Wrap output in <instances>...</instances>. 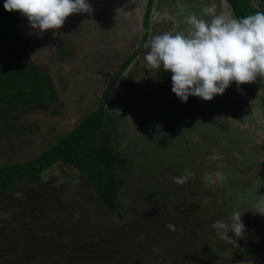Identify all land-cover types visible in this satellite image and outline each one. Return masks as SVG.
Here are the masks:
<instances>
[{
	"label": "rangeland",
	"instance_id": "1",
	"mask_svg": "<svg viewBox=\"0 0 264 264\" xmlns=\"http://www.w3.org/2000/svg\"><path fill=\"white\" fill-rule=\"evenodd\" d=\"M261 1L252 0L249 3L246 0V3L251 4L253 13L260 11L258 9H261L262 4L257 3ZM243 2L245 3V0ZM222 3H226V1L222 0ZM200 6H203V8H200ZM221 8L220 0H156L151 15L150 36L147 42L149 43L151 37L164 32L175 33L181 31L186 34L189 27L185 23L186 18L190 15L202 18L200 12L205 9L210 10L207 15L211 13L215 15L223 14L228 17L227 11H220ZM211 17L210 15V18L205 20L210 21ZM143 55L144 52L139 55L127 73L124 74L121 84L117 86L116 92L108 104V109L113 107L112 104L116 108L119 107L115 117L116 128L108 129V132H112L110 141H114L115 149L128 158L126 159L127 166L130 167L132 165L131 159L133 158V165L137 168L136 176L134 174L125 176L127 182L120 187L121 192L118 193L119 201H123L126 196L125 206L129 209L134 208L138 200L142 203L143 201L139 197L144 196L145 191L150 189L154 188L163 195L167 194L168 197L173 193L170 201L178 208L180 214L175 213L176 208L170 202H166L163 197H160L156 204L150 205L147 203L145 207L161 214L163 222L170 227V232H179V230H171L175 224L180 227L182 234L178 236L182 238L179 243H188L186 248L184 247L181 250L182 253L189 249L190 253H200L202 258L206 256V260L214 259L218 261L220 256H223V258H226L224 261H227L229 254H222L225 251L219 252L217 250L218 243L216 241L220 240V238L216 235L217 230L213 228V225L218 221L213 220H227L234 212H240L242 213V222L247 227H245L242 238L237 239L233 233H229L233 240L236 241L232 253L234 256H238L237 261L243 258H264V235H252L257 234L256 224L264 226V216L256 213L251 203L252 201L256 203L260 198H264V173L260 175L258 170L254 172L247 171L250 168L245 165L244 169L235 171L231 177L229 165L225 166L227 157L224 154V152H229L233 162L237 164H249V161H251V166L253 167L255 161L253 162L252 160H254V157H264V121H262V127L256 136H252L250 131L244 130L239 124L241 123L242 125L245 119L240 122L242 116L240 117L232 107L237 99L231 96L228 91H225L223 95L215 96L208 102L190 96L187 103H182L171 91V73L162 70L158 72L146 68L142 60ZM95 68L94 72L97 71V67ZM90 69H93V67H89ZM141 80L143 83L140 82ZM254 85L260 88H255L253 91L252 87ZM1 87V92L5 96L15 92V89L8 84L1 83ZM229 87H232L233 90L237 89L235 83ZM133 89L137 91L136 94H131L127 99L123 100L122 98L127 97L129 91ZM242 90L253 92L257 103L263 102L264 84L260 82V78H257L255 83L241 85L239 93ZM88 91L90 92V98H85V96L80 95V92L73 101L90 105L97 97H92L94 95L91 87ZM44 96L46 98L44 101L45 105L56 103L54 100L56 95L52 89L45 91ZM49 98L52 100L50 101ZM248 100L250 99L248 98ZM35 101L32 98V102H29L26 108L9 107L5 109L7 122L0 128V165L13 164L17 163V161L22 162L26 158L37 156V153H34L29 157H23L22 152L18 155L19 145L22 143L24 135L30 137L33 133L38 139L45 137V141L43 140L45 150L66 134L62 128L52 129L46 127L47 124H44V122H39L40 124H34L33 126L29 125V127L25 125L26 130H28L26 133L19 131L18 128L12 130V127H9V123L14 121L15 115L19 116L17 124L21 122L26 124V120H29L28 117L33 112L38 115V111H33V107H30ZM227 101H230L231 104ZM117 102H122V106L120 107ZM95 109L97 107L93 110ZM239 109L238 107L237 111ZM62 110L61 106H56L53 114H60ZM39 113L41 114L40 117L45 116L42 112ZM251 113H255V118H259L256 110H252ZM78 114L76 112L70 114L69 117H62V123H64V126L66 125L65 129L67 131L72 129L70 124H73L72 122H74ZM226 114H230V116L225 117ZM24 117L25 119H22ZM158 120L161 122L157 124ZM166 123H169L170 127L167 131L161 127ZM156 124L161 129L156 127ZM46 129H49V131L46 132ZM164 136L171 138V140H169L167 146H160L158 144L159 139ZM194 136H196L194 139L196 144L191 147L183 144L186 137ZM7 137H10V139ZM40 141L42 142V140ZM255 163L257 164V162ZM260 167L264 171V163ZM81 175L84 174L75 168L65 167L63 170V167H53L41 174L39 179L33 181L32 184L26 183L22 185L23 189L16 190L0 198L1 228L4 229L6 223H14V227L11 229L23 226L21 228H26L25 238L27 239L17 237L16 232L13 234L9 230H6V232L1 230L0 248L3 251L5 249L4 253L0 255L2 264H13L14 260H16V264H41L39 257H43L46 253H36L34 255L33 253H28V251L34 250V247L39 249L38 247L42 243L48 246L47 253L55 256L57 263L59 260L64 259L67 263V260H74L76 264H86L88 261L90 264H103V257L106 254L108 255L110 251L107 252L106 249L103 250L90 245V220L87 221V226L83 222V220L87 219L76 215V211L73 208L74 203L66 202L64 205H59L60 212L64 216L57 212L55 217H48L45 226L40 228L35 219L30 221V224H27L29 218H32L30 217V212L33 213L34 210L18 202L19 199H22L24 190L35 187L46 189L49 184L59 188V191H65L64 194H66L67 190H71L70 186L79 185L81 187L83 185L81 177L84 176ZM174 177H187V180L183 184H177L174 181L170 182L169 178ZM194 177L205 185V189L199 191V197L205 195L211 198L213 193L216 197V204L211 205V208L207 209L205 206L203 212L201 210L203 206L201 200L200 203L197 200L193 203V195L196 192L188 185V181L193 180L196 182L197 188L201 186ZM170 184H173V186ZM29 185L31 186L28 187ZM66 186L69 188L67 189ZM211 186H214L212 189L213 193H210L209 187ZM156 187H160V189ZM217 188L220 189L217 190ZM74 190L80 192L79 187ZM129 191L131 192L128 193ZM28 199H31V196ZM82 199L85 203L88 201L85 197ZM132 199L134 201H131ZM49 200L53 201L50 198ZM249 201L251 202L248 204ZM245 203L248 205L244 208L242 204ZM203 204L205 203L203 202ZM191 206L194 208L190 209ZM221 206H227V208ZM220 208L224 209L225 215L218 213ZM102 211H105L103 214L108 215V211ZM211 211H214V214H211ZM12 217L18 221H20L19 219L23 221L15 225L17 221L10 219ZM205 220L206 223L202 227L197 225V223L205 222ZM127 221L135 222V220L132 221L130 219ZM57 222L66 228V235L56 233L58 229L55 228L54 223ZM61 232L63 231L61 230ZM99 234L101 232L95 233L93 238L95 239ZM150 238L153 239L151 235ZM22 239L27 241V243H24ZM97 239L102 241V237ZM29 241L31 242L30 244L28 243ZM176 241L177 239L172 242L171 249L170 240L165 238L160 244L153 247L150 252L144 250L142 253L148 254V256H151L149 253H153L157 257L164 256L165 253L171 250L175 251L177 248L175 245ZM123 243L128 247L127 241H123ZM116 245L118 246V244ZM24 246L27 248V253H15L16 251H23L25 249ZM112 248L115 251L116 247L113 246ZM202 258L199 260L201 261ZM169 261L174 262L175 258H170Z\"/></svg>",
	"mask_w": 264,
	"mask_h": 264
},
{
	"label": "flooded vegetation",
	"instance_id": "2",
	"mask_svg": "<svg viewBox=\"0 0 264 264\" xmlns=\"http://www.w3.org/2000/svg\"><path fill=\"white\" fill-rule=\"evenodd\" d=\"M90 1H94V0H87L88 3H90ZM97 1L98 0L94 2ZM0 2L2 3V5H4L5 0L3 1L0 0ZM148 4H149V0H104L103 5L99 11L91 6L93 9L91 14H74L71 17H69L66 20L64 27L58 30V34L54 35V32L52 30H49L43 35V37H39L36 34H30L28 38H25V36L20 35V33L19 34L15 33L14 35L15 42L20 43L19 45L20 48L18 46L15 47L16 48L15 55L23 56L22 58L24 60L25 59L27 60L31 68H35L41 72H45L47 76V83L50 85L52 91L55 92L56 95V99H54L56 103L55 102L51 103L48 106L43 104L42 107L41 106L35 107L34 111H38V115L32 111L33 113L30 114L28 117L32 123L37 125L39 122L42 123L44 122V124H47L46 127L52 129L62 128L64 133H66L68 131L65 129L66 125L64 126V123H62L63 116H65L66 118L69 117L70 114L76 112L79 113L78 116L75 117L74 122H72L73 124H70V127H72L73 129L78 123L79 119H81L83 116L88 114L90 111L91 112L95 111L96 109L93 110L94 108L96 107L98 108L100 104V100L104 95V92L107 90L114 75L121 69L124 62L127 61L129 58H131L133 54L139 50V53L134 60L135 62L136 59L139 57V55L146 51V46L148 45L147 41L150 36V31L148 38L144 44L142 40L145 33V22L147 19ZM200 8H203V6H200ZM200 14L202 15V19L210 18V15H206L203 11L200 12ZM16 17L20 24V28L23 29L24 32L28 31L32 33V30L28 26L27 19L23 18L19 13H17ZM149 21L151 27V16L149 17ZM26 40H28L27 45H30V42L32 40L34 41V45L32 46V48L35 49L32 52L30 51L26 53L23 45V43L26 42ZM134 62L131 64V66L134 64ZM131 66H129V68ZM89 67H93V69L89 70ZM95 67H97V71L94 72ZM129 68H127V70H125L123 74H121L119 81L116 82L114 93L116 92L117 86L121 84L122 81L121 79L124 77V74L127 73ZM140 82H142V80ZM90 87L93 89L92 94L94 96L92 97H97L95 101L91 102L90 105H85L83 103L80 104L73 101L76 98V96L80 94V92H81L80 95L85 96V98H90V92L88 91L90 90ZM255 88H260V87L254 85L252 87V90L254 91ZM225 91L230 92L231 96L236 97L237 99V101L233 103L232 107L236 110V113L240 117L242 116V120L240 122H242L245 119L242 125L241 123L239 125L243 127L244 130L250 131L252 136H256V134L259 133L260 128L262 127V121H264V97H262L263 102L259 104L256 101L255 94H253V92L251 91L248 92V90H242L239 93L238 89L233 90L232 87H229ZM136 92L137 91L133 89L132 91H129L127 97L122 99L123 100L127 99L131 94L135 95ZM250 94H252L251 99L249 96ZM112 97L110 99H112ZM248 98L250 100H248ZM49 99L50 101L52 100L51 98ZM110 99L106 102L107 114H109L111 118L108 119L109 122L105 125L106 126L105 136L107 138L106 139L107 142L112 143L114 147H116L114 141L113 142L110 141L112 139L111 136L112 132H108V129L113 127L116 128L115 117H116L117 109L119 107L116 108V106L112 104L113 107L108 109V104L110 102ZM227 102L230 103V101ZM117 103L119 104V106L123 104L122 102H117ZM56 106L62 107L63 109L62 113L57 115L53 114L54 108ZM238 107L240 108L239 111H237ZM252 110L257 111V117L259 118H255V113H251ZM39 112H42L45 116L47 115L48 117L47 116L40 117L41 114ZM229 116L230 114L225 115V117H229ZM23 119H25V117ZM159 122L161 121L158 120L157 124ZM157 124L156 127L159 126ZM166 127L167 128L163 130L167 131L170 129L169 125H167ZM45 131L48 132L49 129H46ZM40 138L41 139H38L37 136L33 134L30 137L24 135V137L22 138V141L24 142L20 144L23 145L24 147V150L21 153L23 157H29L34 153L39 154L42 150H44L45 137L44 138L40 137ZM161 138L162 137H160V139ZM186 139H190V143H187L186 146L191 147L194 144H196L194 140L195 136L190 138L186 137ZM40 140H42V142ZM19 154L20 151L18 152V155ZM224 154L225 157H227L225 166L229 165L228 168H229L230 176L235 171H238L239 169H244L245 165L247 168H250V170L247 171L254 172L258 170V174L260 175L261 173H264L263 168L260 167L261 164L264 163L263 156L254 157V160L252 161L257 162V164L254 162V165L252 167L251 161H249V164H241V163L237 164L233 162L229 152H224ZM22 156L20 155V157ZM125 158L128 159L127 157ZM131 160H132L131 162L133 163V158ZM59 167H63V170L65 168L64 166H60V165ZM136 172H137V168L136 166H134L132 174H119L117 176L118 181L120 182L118 191L120 187L124 183H126V180L124 179L125 176L133 175V174L136 176ZM81 178H82L83 186L86 187V190H88L89 192H90V188L95 190L92 186H90V184H88V182L86 181V177H81ZM78 186L79 185L76 186L72 185L74 189ZM219 189L217 188V190ZM118 191H117V198L118 200H120ZM253 192L255 191L253 190ZM20 201L22 202V199ZM236 201L238 200L236 199ZM250 202L251 201H249L248 204ZM251 203L252 206L254 207L255 205L254 201H252ZM21 204L25 205L23 202ZM215 204H216V200L215 202H213V205ZM248 204L246 203L242 204V207L245 208ZM224 208H227V206H225ZM221 210L223 211L221 212ZM213 212L214 211H211V214H214ZM218 213L225 215L224 209L221 208ZM10 219H14V218L12 217ZM15 220L17 221L15 225H17L20 221H23L21 219H19L20 221H18L17 219ZM33 220L34 218L32 216V218H29L27 224H30V221ZM13 224L6 223L4 229L1 228L0 225V231L4 230V232H6V230H9L13 234L16 232L17 237L19 238L23 237L24 239H26L25 238L26 228L25 229L21 228L23 227L21 226V227H15V229H11L12 227H14ZM90 227L94 228L95 229L94 231L102 230V227H99L97 225H90ZM24 239H22L24 243H27V241H25ZM28 243H30V241ZM40 248L36 249L34 247V250H29L28 253H33L34 255H36V253H46V255H51L47 253V250H45L46 248H42V247ZM26 249L27 248L25 247L23 251L21 252L16 251L15 253H27ZM4 251L3 249L0 248V255H2ZM1 262L2 261L0 260V264H2ZM13 264H16V260H14Z\"/></svg>",
	"mask_w": 264,
	"mask_h": 264
},
{
	"label": "clouds",
	"instance_id": "3",
	"mask_svg": "<svg viewBox=\"0 0 264 264\" xmlns=\"http://www.w3.org/2000/svg\"><path fill=\"white\" fill-rule=\"evenodd\" d=\"M3 7L26 18L30 34L39 37L49 30L58 34L72 15L93 11L87 0H5ZM209 11L205 9V14ZM185 23L186 34L164 32L151 37L142 58L146 68L171 73V91L182 103L190 96L211 101L233 83L238 90L257 78L264 84V12L240 19L213 14L210 21L190 15ZM173 180L183 184L187 177ZM254 208L264 216V198ZM241 217L242 213L234 212L227 220H218L213 225L216 235L227 242H234L230 232L242 238Z\"/></svg>",
	"mask_w": 264,
	"mask_h": 264
},
{
	"label": "trees",
	"instance_id": "4",
	"mask_svg": "<svg viewBox=\"0 0 264 264\" xmlns=\"http://www.w3.org/2000/svg\"><path fill=\"white\" fill-rule=\"evenodd\" d=\"M225 1L230 7L231 18L240 19L256 13H252L251 4L246 3V0L245 3L243 0ZM248 1L251 3L252 0ZM263 3L264 0L257 3L262 4L258 12H264ZM155 4L156 0H149L143 44L149 35V17ZM0 5L3 6L2 3ZM16 16V12L9 13L4 10V7L0 8V128L7 122L6 108H26L33 98L36 101L30 107H33L32 110L34 111L35 107H42L44 104L46 99L44 92L52 89L47 83L45 72L31 68L27 60L22 58L23 56L15 55V47L20 48V43L15 42V33H20L25 38L30 36V32H24L20 28ZM27 43L28 40L23 43L26 53L33 49L28 47ZM138 53L139 50L125 61L121 69L114 75L100 100L98 108L79 119L71 131L66 132L61 139L35 157L22 162L0 165V198L23 189L22 185L32 184L33 181L38 180L41 174L60 165L75 168L82 172L86 176L88 184L99 194L107 209L114 211L118 208L117 191L120 182L117 176L119 174H132L134 166L132 163L128 167L123 153L115 149L114 145L106 140L105 125L111 118L107 114L106 102L113 96L116 82L119 81L121 74L131 66ZM1 83L12 86L15 89L14 94L5 96L1 92ZM18 117L15 115L14 121L9 123V127H12V130L18 128L19 131L26 133L28 130H26L25 125L29 127V125L33 126L34 123L29 119L26 120V124L25 122L17 124L19 122ZM7 138L10 139V137ZM159 142L166 146L168 138L164 136ZM22 147L23 145H20V152L24 150ZM18 202L21 203L19 200ZM40 213L42 215L41 210Z\"/></svg>",
	"mask_w": 264,
	"mask_h": 264
},
{
	"label": "crops",
	"instance_id": "5",
	"mask_svg": "<svg viewBox=\"0 0 264 264\" xmlns=\"http://www.w3.org/2000/svg\"><path fill=\"white\" fill-rule=\"evenodd\" d=\"M220 4L222 7L220 11H223L224 8V11L225 12L227 11L228 17L231 18V11L227 2L222 3V0H220ZM204 11L205 10H203V12ZM210 15L213 14L211 13ZM34 49H32V51ZM249 96L251 99L252 94H250ZM167 125H169V123H166L164 126L162 125L163 126L162 129H166ZM158 128L161 127L158 126ZM169 140H171V138L170 139L168 138V142L166 146L169 144ZM187 143H190V139L185 138L183 144H185L186 146ZM158 144L160 146H163L162 143L160 142ZM83 176L86 177L85 175ZM169 180L170 182L174 181L173 178H169ZM196 181L198 184H201L199 188L196 187V182L193 180L188 181V185H190L191 186L190 188H192L196 192V194L193 195V203L196 202V200L200 203L201 200L203 205L201 210L203 212L205 210L204 209L205 206L206 209L211 208V205H213V202H215L216 200V197L214 196V193L212 191L214 186L209 187L210 193L211 192L213 193V196L211 198L206 197L205 195L199 197L198 193L199 191H203L205 189L204 188L205 185L202 182H200L198 179ZM170 185L173 186V184ZM66 187L67 189L69 188L68 186ZM70 187L71 190H67L66 194H64L65 191H59V188L51 186V184H49L46 189H42V188L40 189L39 187H35L32 189L24 190L22 196V202L26 205V207H30L34 211H36L35 213L30 212V215L31 217L33 215V218L35 219L38 227L40 228L45 226V222L47 221L48 217H53V216L55 217L57 212H59L61 216H64L63 213L60 212L61 209L59 205H64V203L66 202L74 203L73 208L76 211V215L78 217H85L87 220H83V222L87 226H88L87 221L90 220L89 221L90 225H97L99 227H102L101 231H94L95 229L90 227L89 237H90V245H92V247H97L100 249L102 248L103 250L106 249L107 252L109 251L111 252V253L109 252L108 255L106 254L103 257L102 259L103 264H264V258H258V257L252 259L243 258L237 261L236 259H238V256L237 255L234 256V254L232 253L236 241L227 242L222 239L216 241L218 243L217 250L219 252L225 251V253L222 254H229L227 261H224L226 258H223V256H220L218 261L214 259L206 260V256L202 258L200 253H190L189 249L183 251L186 253H182L181 250L184 247L186 248L188 243H179V241L182 238L178 236L179 234L180 235L182 234L180 227H177L175 224L174 227L171 228L172 231L179 230L180 233L170 232V227L163 222V218L161 214L155 213L153 209H148L145 207V204L147 203L150 205L156 204V202L160 197H163L166 202H170V204L173 207H175L173 202L170 201V197L173 196V193L170 195V197H168L167 194L163 195L154 188L150 189L148 191H145L144 196L139 197V199L143 201L142 203H140L138 200L137 205L134 208H129V209L127 206H125V202H126V196H125L123 200L124 202L120 201L118 208L114 211H111L107 209L106 205L102 202L99 194L95 192V190L90 188V192H89L88 190H86V187L82 185L81 187L78 186L80 192H76L72 186ZM156 188L160 189V187H156ZM118 192L119 193L121 192V188L119 189ZM130 192L131 191H129L128 193ZM29 196H31V199H28ZM84 197L87 198L88 200L86 201V203L82 199ZM49 198L52 199L53 201L49 200ZM131 201L134 200L132 199ZM203 202L206 205L203 204ZM175 208H176L175 213L180 214L178 208L177 207ZM191 208L193 209L194 207L191 206L190 209ZM40 210L42 211V215L40 213ZM102 210L108 211V215L103 214L105 211ZM34 214L36 215L35 217ZM128 219L132 221L135 220V222H129L127 221ZM213 221H218V220H213ZM126 223H128V225H126ZM205 223L206 220L205 222L197 223V225L202 227L203 225H205ZM54 226L56 229H58L56 230L57 234H65V235L67 234L66 228L62 227L61 224H59L58 222L54 223ZM256 226H257L256 227L257 234H252V235H258V236L264 235V226L262 227L259 226L258 224H256ZM195 227L194 229H196ZM61 230L63 232H61ZM99 232H101V234L97 235L96 238L94 239L93 238L94 234ZM150 235L153 237V239L150 238ZM48 237L51 239L50 236ZM98 237H102V241H98L97 239ZM165 238H168L170 240L171 249H172V242L175 239H177L175 243L177 248L175 249V251L171 250L170 252L165 253V255L161 257H157L153 253H149L151 254V256L142 253V251L144 250L150 252L153 249V247L160 244ZM123 241L128 242L127 243L128 247L126 246V244L123 243ZM116 244H118V246ZM113 246L116 247L115 251L112 248ZM150 246H152V248H150ZM40 247L46 248L45 250H47L48 246L42 243L39 245L38 248ZM113 251L114 253H112ZM100 257L101 256L99 254V258ZM39 258L41 264L57 263L55 261V256H53L52 254L51 255L44 254L43 257H39ZM170 258H175V261L174 262L169 261ZM201 258L202 260L200 261L199 259ZM67 261L68 263L64 259H61L58 261L57 264H63V262L64 264H76V261L74 260H67ZM86 264H90V262L88 261L86 262Z\"/></svg>",
	"mask_w": 264,
	"mask_h": 264
},
{
	"label": "water",
	"instance_id": "6",
	"mask_svg": "<svg viewBox=\"0 0 264 264\" xmlns=\"http://www.w3.org/2000/svg\"><path fill=\"white\" fill-rule=\"evenodd\" d=\"M94 1H96V0H94ZM94 1H90V5L94 8V9H96V10H100V8L102 7V5H103V2H104V0H100V2H99V0L97 1V2H94ZM34 45V41L32 40L31 42H30V45H28V47H32Z\"/></svg>",
	"mask_w": 264,
	"mask_h": 264
}]
</instances>
